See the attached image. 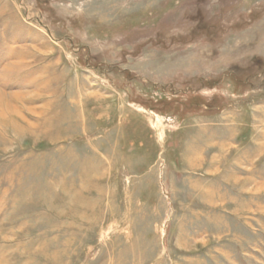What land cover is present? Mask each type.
I'll return each mask as SVG.
<instances>
[{
  "label": "rangeland",
  "instance_id": "obj_1",
  "mask_svg": "<svg viewBox=\"0 0 264 264\" xmlns=\"http://www.w3.org/2000/svg\"><path fill=\"white\" fill-rule=\"evenodd\" d=\"M0 264H264V0H0Z\"/></svg>",
  "mask_w": 264,
  "mask_h": 264
}]
</instances>
